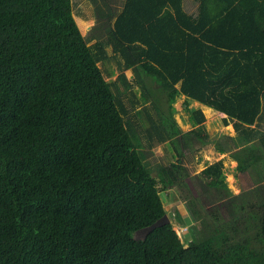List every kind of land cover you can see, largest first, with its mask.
<instances>
[{
  "label": "trees",
  "instance_id": "16d2710c",
  "mask_svg": "<svg viewBox=\"0 0 264 264\" xmlns=\"http://www.w3.org/2000/svg\"><path fill=\"white\" fill-rule=\"evenodd\" d=\"M90 1L98 21L85 37L73 0H0V264H264V0ZM109 49L113 82L100 67ZM128 70L149 149L213 142L197 102L233 124L237 177L260 175L234 194L223 160L205 168L197 179L213 200H186L187 238L179 214L137 236L167 215L161 193L188 188V172L141 152L116 83L132 86ZM147 79L169 102L158 121ZM181 97L186 133L173 116Z\"/></svg>",
  "mask_w": 264,
  "mask_h": 264
},
{
  "label": "rangeland",
  "instance_id": "374dc122",
  "mask_svg": "<svg viewBox=\"0 0 264 264\" xmlns=\"http://www.w3.org/2000/svg\"><path fill=\"white\" fill-rule=\"evenodd\" d=\"M73 6L75 20L81 33L85 37L90 36L92 29L97 25L98 21L94 4L90 0H73ZM187 8L190 11H193V6L190 2H187ZM94 43L95 41H92L89 45H93ZM109 53L111 55L110 60L101 63L100 67L107 80L113 82L116 81L120 74L118 64L119 58L112 57L113 53L111 49H109ZM126 75L130 81L129 84L133 83L131 87H126L124 82L119 80H117L116 83L118 89L122 92V100L128 109V114L125 118L132 123L133 128L137 131L142 148L141 152L147 157L148 162H150L153 167L159 165L165 166L171 161L177 162L178 160H181V163L187 169L188 176L185 177L184 183L188 185V188H181L178 186L176 189L161 193L167 210L168 219L175 223V215L179 214L187 222V224L183 226H179L175 223L174 227L180 237L187 238L190 235L187 233L188 230H186V228L191 227L193 222H191L188 209L186 208V200H188L190 196L197 197L202 201V204L205 205H207L209 200L207 198H210L211 201L213 200V198L210 197L211 195L209 196L206 189H204V183H201V181H198L197 179L205 168L223 160L226 181L234 194H239L244 189L255 184L260 175L253 172L247 177L248 180L246 178L239 179L237 177L236 167L238 163L233 160L232 154L239 149L234 150V142H227L226 140V137H236L237 133L232 124L225 126L217 117H209L204 122L205 132L209 137L208 139L213 140V142L202 144L200 141L194 139V136L192 135V147L187 144L182 146L179 142V144L174 146L170 142H167L165 144H157L153 149H149L147 146L148 140L145 137L144 130L149 127L150 124L149 121H147L146 111L142 110L144 106L142 97L143 89L138 82L133 81V70L126 71ZM146 85L147 89L152 92L153 100H156L155 103L157 106V109L150 107L147 110L151 117L158 121L162 115L169 116L170 110L167 96L164 93L157 91L159 90L158 85L153 83L150 79L146 80ZM133 102L135 103L134 105ZM190 106L191 108L205 107L197 102H191ZM174 108L175 113L173 116L183 133L191 131L193 125L185 98H179L174 105ZM138 111L140 112L138 113ZM192 148L194 149L192 150ZM219 148L228 149V152L220 153L218 151ZM180 154L182 157L179 156ZM251 182L253 184H251ZM137 236L141 238L143 237V234L141 233Z\"/></svg>",
  "mask_w": 264,
  "mask_h": 264
},
{
  "label": "water",
  "instance_id": "95a60500",
  "mask_svg": "<svg viewBox=\"0 0 264 264\" xmlns=\"http://www.w3.org/2000/svg\"><path fill=\"white\" fill-rule=\"evenodd\" d=\"M165 222H169L168 216L165 215L161 220H159L158 222H156L155 224H153L152 226L139 231L137 234H143L144 237L146 238L152 231H154L157 227L163 225Z\"/></svg>",
  "mask_w": 264,
  "mask_h": 264
},
{
  "label": "crops",
  "instance_id": "0c3cea01",
  "mask_svg": "<svg viewBox=\"0 0 264 264\" xmlns=\"http://www.w3.org/2000/svg\"><path fill=\"white\" fill-rule=\"evenodd\" d=\"M200 109H202V111L204 112L205 116H206V120L209 118V117H212V118H219L220 121L222 122L223 124V119L225 116V114L223 113H220V112H216V111H213L212 109L208 108L206 109L207 107H199ZM233 125V124H232Z\"/></svg>",
  "mask_w": 264,
  "mask_h": 264
}]
</instances>
